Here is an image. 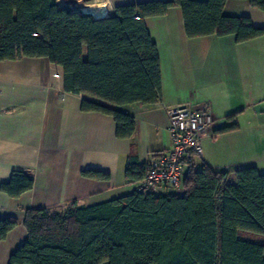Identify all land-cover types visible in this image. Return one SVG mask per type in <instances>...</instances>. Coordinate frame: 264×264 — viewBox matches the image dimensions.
Here are the masks:
<instances>
[{"label": "trees", "instance_id": "obj_1", "mask_svg": "<svg viewBox=\"0 0 264 264\" xmlns=\"http://www.w3.org/2000/svg\"><path fill=\"white\" fill-rule=\"evenodd\" d=\"M229 0H170L121 5L105 18L58 7V0H0V62L45 58L63 71L64 91L84 95V113L112 117L118 139L134 133V119L105 107L156 105L161 98L160 60L146 29L149 18L179 8L185 36H234L237 44L264 37L245 17L223 14ZM264 15V0H241ZM236 115L213 135L237 130ZM125 172L129 183L143 179L147 165ZM82 176L108 180L107 174ZM33 181L13 173L0 191L15 199ZM182 192L152 191L92 207L75 202L57 209H29L23 226L27 238L8 264H264V245L239 233L264 236V174L245 168L216 173L189 166ZM19 222L0 219V243Z\"/></svg>", "mask_w": 264, "mask_h": 264}, {"label": "crops", "instance_id": "obj_2", "mask_svg": "<svg viewBox=\"0 0 264 264\" xmlns=\"http://www.w3.org/2000/svg\"><path fill=\"white\" fill-rule=\"evenodd\" d=\"M102 1L109 16L117 6L170 0ZM223 14L264 28L263 13L245 1H227ZM145 25L160 60V101L153 106L102 103L134 119L128 140L116 137L112 117L80 110L84 98L92 99L64 91L61 67L45 58L0 62V185L16 172L33 181L32 189L15 199L0 191V219L19 222L0 243V264H8L25 242L27 210H54L73 202L92 207L131 195L135 183L125 178L129 157L135 158L133 165L145 167L152 154L170 147L166 107H203L216 121L214 131L236 115V131L202 140L199 169L205 165L233 174L254 167L264 174V37L242 44L234 36L188 39L179 8L149 18ZM88 171L109 179L82 176Z\"/></svg>", "mask_w": 264, "mask_h": 264}, {"label": "built area", "instance_id": "obj_3", "mask_svg": "<svg viewBox=\"0 0 264 264\" xmlns=\"http://www.w3.org/2000/svg\"><path fill=\"white\" fill-rule=\"evenodd\" d=\"M168 118V150L151 155L142 180L135 183L139 193L167 188L178 194L186 169L202 158L201 142L214 137V118L203 107L180 104L165 108Z\"/></svg>", "mask_w": 264, "mask_h": 264}, {"label": "bare ground", "instance_id": "obj_4", "mask_svg": "<svg viewBox=\"0 0 264 264\" xmlns=\"http://www.w3.org/2000/svg\"><path fill=\"white\" fill-rule=\"evenodd\" d=\"M82 0H58V2L70 9L79 10L83 14H89L94 19H100L107 17L108 11L104 4H100L97 6H82L79 4Z\"/></svg>", "mask_w": 264, "mask_h": 264}, {"label": "rangeland", "instance_id": "obj_5", "mask_svg": "<svg viewBox=\"0 0 264 264\" xmlns=\"http://www.w3.org/2000/svg\"><path fill=\"white\" fill-rule=\"evenodd\" d=\"M79 4L82 6H97V5H100V4H104L106 6V4L102 1V0H82L81 2H79ZM58 5L60 7H64L62 6L59 2H58ZM107 8V6H106ZM76 11V9H73ZM80 12V11H79ZM200 160H197L195 162V168L196 170L199 169L200 167V164H199ZM181 192H179L178 194H180ZM65 210L64 207L62 208H58L56 210V212H60V213H63ZM239 238L242 239V240H245V241H249V242H252V243H255V244H261V245H264V236H261V235H256V234H252V233H239Z\"/></svg>", "mask_w": 264, "mask_h": 264}, {"label": "water", "instance_id": "obj_6", "mask_svg": "<svg viewBox=\"0 0 264 264\" xmlns=\"http://www.w3.org/2000/svg\"><path fill=\"white\" fill-rule=\"evenodd\" d=\"M68 8V7H67ZM70 9V8H69Z\"/></svg>", "mask_w": 264, "mask_h": 264}]
</instances>
